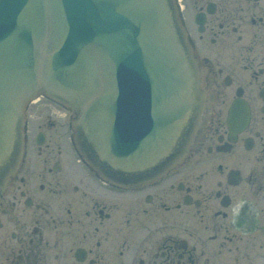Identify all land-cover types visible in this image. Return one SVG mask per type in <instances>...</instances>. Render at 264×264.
Segmentation results:
<instances>
[{
    "label": "flooded vegetation",
    "instance_id": "1",
    "mask_svg": "<svg viewBox=\"0 0 264 264\" xmlns=\"http://www.w3.org/2000/svg\"><path fill=\"white\" fill-rule=\"evenodd\" d=\"M175 4L203 94L186 156L118 188L76 158L68 112L31 117L0 187V264H264V0Z\"/></svg>",
    "mask_w": 264,
    "mask_h": 264
},
{
    "label": "water",
    "instance_id": "2",
    "mask_svg": "<svg viewBox=\"0 0 264 264\" xmlns=\"http://www.w3.org/2000/svg\"><path fill=\"white\" fill-rule=\"evenodd\" d=\"M198 73L172 0H0V184L40 93L77 113L78 147L105 179L159 177L187 151Z\"/></svg>",
    "mask_w": 264,
    "mask_h": 264
},
{
    "label": "rangeland",
    "instance_id": "3",
    "mask_svg": "<svg viewBox=\"0 0 264 264\" xmlns=\"http://www.w3.org/2000/svg\"><path fill=\"white\" fill-rule=\"evenodd\" d=\"M42 100H45L44 98L42 99ZM48 106L46 105V106H33V108H31L30 110H31V113H32V118H37V116H43V117H46V116H50V112L48 111ZM36 114V115H35ZM51 115H53V114H51ZM38 119L37 120H34L32 123V127H33V133L32 134H34V133H36L35 131H37V129L35 130V127L37 126V123H38ZM40 122V121H39ZM37 128V127H36ZM35 146V145H34ZM37 155V154H36ZM38 158V157H37ZM39 159V158H38ZM40 165H41V162H40Z\"/></svg>",
    "mask_w": 264,
    "mask_h": 264
}]
</instances>
